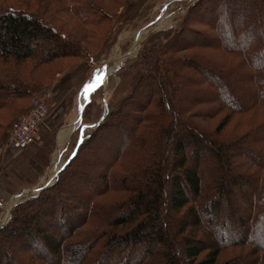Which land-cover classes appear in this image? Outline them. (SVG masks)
Wrapping results in <instances>:
<instances>
[{"label": "trees", "instance_id": "obj_1", "mask_svg": "<svg viewBox=\"0 0 264 264\" xmlns=\"http://www.w3.org/2000/svg\"><path fill=\"white\" fill-rule=\"evenodd\" d=\"M129 2L0 0V116L26 111L9 129L30 108L17 102L42 90L39 70L91 56L100 47L96 29L113 21L112 7ZM189 4L179 29L140 58L138 82L54 183L12 207L0 227V264H51L42 252L65 264H130L134 256H144L138 264H264V0ZM63 16L77 21L80 41L57 23ZM203 50L222 59L197 53ZM198 119L219 122L209 130ZM9 129L0 134V165ZM99 143L112 158L93 179L77 166ZM72 182L87 185L81 206ZM248 194L255 200L244 219Z\"/></svg>", "mask_w": 264, "mask_h": 264}, {"label": "crops", "instance_id": "obj_2", "mask_svg": "<svg viewBox=\"0 0 264 264\" xmlns=\"http://www.w3.org/2000/svg\"><path fill=\"white\" fill-rule=\"evenodd\" d=\"M192 1L164 0L162 6L168 11L169 17L175 25L170 26L167 32L152 38L153 33L149 30L146 36H143V41L139 38L141 31L136 28L138 24H145L144 17H139L140 21H138L136 16L134 21L137 24L131 30V32L135 30L132 32L133 49L128 50L122 59H125L131 51L134 53L136 46L139 51L138 55H144L153 44L167 41L180 27L186 9L184 6L191 4ZM160 8L161 6L159 11ZM139 9L141 10V8ZM158 18L159 15H156L152 20L147 21L142 29L145 31V29L151 28ZM126 19L127 17L124 21ZM124 21L121 26L125 25ZM131 32L122 31L119 33L115 46L117 49L122 48L123 41L130 40L127 39V36ZM117 61L113 64L109 60H102L100 63L93 61L92 58L91 61L83 60L72 71L70 70L71 72L69 71L65 76L55 80L47 90L52 92L53 100L60 108L58 110L56 108L53 115L40 126L36 143L15 158L5 156L1 151L0 222L3 219V214L18 203L15 199L12 200L13 202L10 201L13 196L21 194L25 189L36 192L50 181L53 182L57 173L74 155L78 145L86 139L89 131L104 119V111L108 113L109 110L105 88L108 86V78L120 69ZM113 70L115 71L113 72ZM100 95L101 97H99ZM80 97L83 98V102L88 101V103L82 106ZM98 97L100 113L96 109L89 110L93 101ZM95 115L96 118L92 120Z\"/></svg>", "mask_w": 264, "mask_h": 264}, {"label": "rangeland", "instance_id": "obj_3", "mask_svg": "<svg viewBox=\"0 0 264 264\" xmlns=\"http://www.w3.org/2000/svg\"><path fill=\"white\" fill-rule=\"evenodd\" d=\"M163 1L164 0H130V2L126 6H124L123 8H118V6H116L114 8L112 7V12L115 13V15L113 17V21L108 25L105 24L106 25L105 29L104 28L103 29H101V28L96 29L97 31L94 33V35H96V37L98 36V39H96V38L95 39L99 43V45H97L98 47L100 46L99 49H97L96 51H94L92 49L91 50V56L85 55L83 58H80V59L60 60L57 63H54L52 65H49V66H46V67L40 69L39 75L36 76V77H38V79H36V80L40 84V86H43V87H42L41 91H39L35 94V96H37V95L39 96V95L46 93L47 88H50V85H52L55 80H57L59 77H61L63 75L65 76L70 70L72 71V69L77 67V65L80 64V62L83 60H87V61L90 60L91 61V58H92L93 61H98V63H100L102 60H109V61L113 62V64L116 60H118L117 64H118L120 69L116 72H114L115 70H113L114 73L108 78V86L105 88V96H106V99L108 101V108H109L108 112L115 110L119 106V104L121 103L122 99L125 98V96L129 93V91L138 82L139 75L141 73V70L139 69V66H140L139 63L141 64L140 58L143 57L144 55H138L139 51H138L137 46L134 48V53H132V51H131L125 59H122L128 50L133 49L132 32H134L135 30L132 32H131V30L134 29L136 24H137L134 21L136 16H137L138 21H140L139 17L140 18L144 17L143 22L145 24L147 21L152 20L156 15L157 16L159 15L158 19H160L158 22H156L158 20L157 19L155 21V24L152 25L151 28L145 29V31H144V29H142V27L145 24H138L137 25L136 30L138 29L141 31L139 38H140V40L142 39V41H143V36L145 37L149 30H150V32L153 33V35H151V38H152L154 36H158V35L162 34L163 32H167L168 28L170 26L175 25L173 20L170 19L168 11L163 8V6H162ZM194 1L195 0H193L192 3ZM100 3L102 5H104V7H106V8L109 7V4L104 3V1H103V3L100 1ZM160 6H161V8L159 11ZM139 8H141V10ZM125 17H127V19L124 21ZM123 21H124L125 25L121 26V25H123L122 24ZM57 23L63 27L65 32H69L78 41H80L82 31L80 29L79 24L77 23V21L75 19H73L72 17L63 16L62 18L58 19ZM214 24L216 25V27L221 26V25H219L220 22H216ZM195 28H196V30L197 29L198 30L203 29L202 26L195 27ZM261 29L264 32V26H263V28L261 27ZM122 31H124V32L130 31L131 32L130 34L128 33V36H127V39L129 38L130 40L123 41L122 42V45H123L122 48L117 49L115 47L116 46V40L118 39L119 33ZM256 37H258V35H252L250 38L253 39ZM263 38H264V36L262 37V39ZM142 41H141V43H142ZM188 42L195 43L194 40H191V41L188 40ZM140 46H141V44H140ZM38 47L42 48L43 45H38ZM197 53L203 54L204 56L212 58L214 60H221L222 59V56L219 53L208 51V50L197 51ZM137 55H138V57H137ZM91 65H94V64L91 63ZM29 69H30V67H29ZM221 94H225L230 98H232V95H233V93H230V92L227 94H226V92H222ZM99 97H101V95ZM99 97L93 101L89 110L96 109V111H98V112L100 111ZM30 102H31V100L21 101V102H17V105L21 108H27V107H29ZM57 106H59V105L56 102V107H53V111H55L56 108H57V110H58V108H60ZM128 110H129V108L126 109V111H128ZM13 111H14V109L11 110V113H8L5 111L2 112V114L5 116H3V115L0 116V134L1 133L5 134L6 129H9L11 121L14 119H17L19 116H21L22 114H24L26 112V111H24L19 116H17V114H15L14 117H11V114L13 113ZM95 118H96V115L92 120H94ZM92 120H90V121H92ZM196 121L198 122V124H200V126H202L205 129H209V130L210 129L213 130L219 122V120L203 121L201 119H198ZM124 126L125 127L130 126V121L126 120L124 122ZM95 128H93L89 131V134L87 135V137H85L86 139L92 134V132L94 131ZM104 142H105V140H104ZM3 145H1V147H3ZM99 145H101V143L94 144L90 147V149L88 151H85L81 155V157L78 161L79 164L77 166V167H81L84 171H86V173L88 175H91L93 179H96V176L102 172V170H103L102 167H104V164L112 158V153H110V150H108V147H106L105 144H103L100 147H99ZM210 158L211 157L204 160L205 166H208L209 163H212L211 161H213V160H212V158L211 159ZM69 184L72 186V187H70V191L73 192L72 196L74 197V200H75L74 204L76 206H78V205L81 206L84 203V198L88 194L87 185H84L83 182L82 183L78 182L77 184L75 182H72ZM244 199L245 200L241 201L243 203V205H245L243 208V213H240L239 216L246 219L249 215V211L252 209V207H250V205H248V204L249 203L253 204V201L255 199L251 198L250 194H248V197H244ZM82 211L83 210L81 208L77 209L78 213H80ZM201 213H203V212H201ZM40 230L42 231V233L44 235L51 237L54 240H57L61 237L60 233L56 229H52V228L49 229L47 227L41 226ZM244 233H247V232H244ZM242 234H243V232L237 233L235 236H241ZM247 235H249V234L247 233ZM250 237H253V238L255 237V233L252 232V229H251ZM253 238H251V239L253 240ZM10 246H11V244H6L2 249L3 253H8V248L10 249ZM156 250H158V248H156ZM228 254L230 255L229 251H228ZM42 255L43 256H40V257H42L46 260H49L51 262V264H65L66 263V261H63V259L60 257L52 256L53 260H50V258H51L50 254L47 253V255H45V253L42 252ZM45 257H47V258H45ZM113 257H116V255L115 254L110 255L111 259ZM224 258L228 259L229 256H224ZM224 258H222V259H224ZM143 259H144V256H142L139 260L134 256V257H132L130 264H138ZM2 261H3V263H5V260L2 259ZM108 264H116V261L108 263Z\"/></svg>", "mask_w": 264, "mask_h": 264}, {"label": "built area", "instance_id": "obj_4", "mask_svg": "<svg viewBox=\"0 0 264 264\" xmlns=\"http://www.w3.org/2000/svg\"><path fill=\"white\" fill-rule=\"evenodd\" d=\"M53 99L54 97L50 90H47V92L42 95H34L32 97L30 108L26 115L12 124L8 131L6 141L2 147V153H4L5 156L15 158L28 147L36 143L40 126L54 113L53 107H56V102ZM79 100H81L83 104V98L80 97ZM53 182L50 181L44 187L50 186ZM39 190L32 192L30 189H25L21 194L13 196L10 201L13 202V199L18 203L25 201L31 196L36 195ZM30 193L32 194L30 195ZM10 210L11 209L7 210L3 214L0 227H3L9 222Z\"/></svg>", "mask_w": 264, "mask_h": 264}]
</instances>
